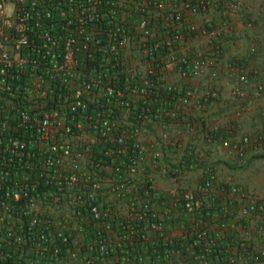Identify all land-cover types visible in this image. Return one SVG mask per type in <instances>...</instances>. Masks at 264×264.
<instances>
[{
    "label": "built area",
    "instance_id": "2783aa9c",
    "mask_svg": "<svg viewBox=\"0 0 264 264\" xmlns=\"http://www.w3.org/2000/svg\"><path fill=\"white\" fill-rule=\"evenodd\" d=\"M245 9L0 0V264H264V190L219 194L198 143L264 144L208 118ZM227 68L233 97L264 93L259 68Z\"/></svg>",
    "mask_w": 264,
    "mask_h": 264
},
{
    "label": "crops",
    "instance_id": "0c3cea01",
    "mask_svg": "<svg viewBox=\"0 0 264 264\" xmlns=\"http://www.w3.org/2000/svg\"><path fill=\"white\" fill-rule=\"evenodd\" d=\"M250 1V0H249ZM252 5L247 7L239 16L240 24L232 27V31L226 35L222 42L221 55L223 64L222 73L219 79V87L221 95L218 99L212 100L209 104L208 118L210 122H220L222 124L231 125L238 124L236 131H231L229 134L236 139L244 133H255L264 125V93L261 96H256L252 87L247 88V94L244 97H233L231 88L237 82L236 73L229 72L227 66H246L257 67L261 70V76L264 78V0H260V7L256 6V2L251 0ZM251 18L253 25L246 27L244 20ZM194 44L200 43V40ZM193 46V44L191 43ZM199 45V44H198ZM255 46L256 52L252 53L251 48ZM194 47V46H193ZM237 64V65H236ZM233 69V68H232ZM257 79V78H256ZM239 133V134H238ZM204 152L208 154V158L204 160L205 164H212L217 171L218 193L225 192L228 186H236L242 191L248 193H261L264 190V158L254 157L260 153H264V144L259 147L248 148L245 155L236 154L231 148H223L219 144L212 146L204 141L198 142ZM223 154V156H221ZM254 160L246 166L244 164L249 159ZM247 163V162H246ZM236 164H244V166L235 167ZM224 167L230 172L241 173L238 177L235 173L231 175H222L221 167ZM234 166V167H233ZM196 179L200 175L199 172L194 173ZM195 177L191 182L195 181ZM230 199L240 200L241 203H246L248 198L241 200L239 196L228 194Z\"/></svg>",
    "mask_w": 264,
    "mask_h": 264
},
{
    "label": "rangeland",
    "instance_id": "374dc122",
    "mask_svg": "<svg viewBox=\"0 0 264 264\" xmlns=\"http://www.w3.org/2000/svg\"><path fill=\"white\" fill-rule=\"evenodd\" d=\"M253 1L256 2V6L257 7H260V5H261L260 4V0H253ZM251 5H252L251 0L250 1L249 0H243V6H244V8L245 7L247 8L248 6L250 7ZM260 129H261V127H260ZM221 156H223V154ZM220 167H221L222 172H223L222 175H231L229 173H235V175H237L238 177L242 176V174L241 173H238L237 170L235 172H230L227 169H225L224 167H222V166H220Z\"/></svg>",
    "mask_w": 264,
    "mask_h": 264
},
{
    "label": "trees",
    "instance_id": "16d2710c",
    "mask_svg": "<svg viewBox=\"0 0 264 264\" xmlns=\"http://www.w3.org/2000/svg\"><path fill=\"white\" fill-rule=\"evenodd\" d=\"M254 157H256V158H259V157H262V158H264V153H260V154H258V155H255ZM260 159V158H259ZM250 161H246L244 164H246V166H249V164L254 160V158H252V160L251 159H249ZM244 164H236L235 165V167H240V166H244ZM234 167V166H233Z\"/></svg>",
    "mask_w": 264,
    "mask_h": 264
}]
</instances>
